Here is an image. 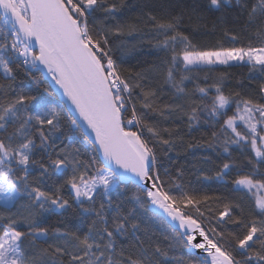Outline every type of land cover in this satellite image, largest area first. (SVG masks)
<instances>
[{
  "label": "snow or ice",
  "instance_id": "obj_1",
  "mask_svg": "<svg viewBox=\"0 0 264 264\" xmlns=\"http://www.w3.org/2000/svg\"><path fill=\"white\" fill-rule=\"evenodd\" d=\"M0 264H264V0H0Z\"/></svg>",
  "mask_w": 264,
  "mask_h": 264
}]
</instances>
